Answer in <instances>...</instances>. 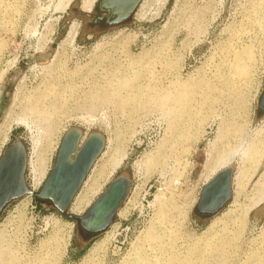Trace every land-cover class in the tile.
Listing matches in <instances>:
<instances>
[{
    "label": "rangeland",
    "instance_id": "1",
    "mask_svg": "<svg viewBox=\"0 0 264 264\" xmlns=\"http://www.w3.org/2000/svg\"><path fill=\"white\" fill-rule=\"evenodd\" d=\"M99 1L0 0V160L22 141L44 184L68 130L99 133L81 215L121 175L128 196L97 235L11 202L0 264H264V0H143L111 28ZM231 155V200L199 215L207 166Z\"/></svg>",
    "mask_w": 264,
    "mask_h": 264
},
{
    "label": "water",
    "instance_id": "2",
    "mask_svg": "<svg viewBox=\"0 0 264 264\" xmlns=\"http://www.w3.org/2000/svg\"><path fill=\"white\" fill-rule=\"evenodd\" d=\"M141 1L100 0L99 16L94 23H103L108 28L123 25L133 16ZM259 110L264 112V93ZM83 135L84 132L78 128L67 131L54 166L35 197L49 203L67 219L77 221L86 234L97 235L113 222L128 196L131 182L126 175L117 177L82 216L70 215V205L106 145L105 137L99 133H91L85 141L82 140ZM27 166L28 153L22 141H16L4 151L0 160V215L11 202L31 194L26 183ZM233 174L234 168L228 167L204 186L196 206L199 215L212 217L231 200Z\"/></svg>",
    "mask_w": 264,
    "mask_h": 264
},
{
    "label": "bare ground",
    "instance_id": "3",
    "mask_svg": "<svg viewBox=\"0 0 264 264\" xmlns=\"http://www.w3.org/2000/svg\"><path fill=\"white\" fill-rule=\"evenodd\" d=\"M141 3H142V5H141ZM141 3H140V5H141V7L143 6V4L145 3V1L143 2V0L141 1ZM139 5V6H140ZM91 8L89 7V10H90ZM246 68H245V65H241V76H244V75H246L247 74V72H246V70H245ZM123 87V82H119V84H118V88H122ZM178 99L179 100H184L185 101V99L183 98V96H182V94H179L178 95ZM7 131L5 130V131H2L1 132V134H0V138L3 140V141H5L6 139H7V137H8V135H7V133H6ZM67 133V132H66ZM84 137H83V141H85V139L88 137V136H85V135H83ZM62 141V140H61ZM59 147H60V145H59ZM58 150H59V148H58ZM104 151V150H103ZM102 154V156L105 154V153H101ZM231 161H232V155L231 156H227V157H225V158H219V159H217V157H216V159L211 163V164H209L208 166H207V168H206V170H205V178H206V184H205V186L208 184V183H210L211 181H212V179L217 175V174H219L220 172H222V171H224L225 169H227L228 167H233V164L231 163ZM207 164V163H206ZM216 165V166H215ZM28 167H29V163H28ZM205 168V167H204ZM224 169V170H223ZM93 172V171H92ZM204 174V173H203ZM33 175H34V177H33V181H34V187L35 188H38L40 185H42V182H43V179H44V177H39L40 176V174L38 173V171L35 169V168H33ZM204 176V175H203ZM41 178H43V179H41ZM235 179V172H234V174H233V180ZM205 182V181H204ZM87 183V181H85V183H84V187H85V184ZM204 184V183H203ZM232 186H233V184H232ZM83 187V188H84ZM82 191H83V189L80 191V193L79 194H77L76 195V197L74 198V202L71 204V207H70V215H74V216H77V217H80V216H82L81 215V213L83 212V210H84V208L81 206V201H83L84 200V196H82L83 194H82ZM30 195V194H29ZM201 195V194H200ZM81 196H82V198H81ZM24 207H26L25 205H24ZM21 211V210H20ZM19 211V212H20ZM56 224L58 225V222H56ZM54 241V239L52 240V242ZM47 243L49 244V241H45V242H43L42 243V247H43V245H47Z\"/></svg>",
    "mask_w": 264,
    "mask_h": 264
},
{
    "label": "built area",
    "instance_id": "4",
    "mask_svg": "<svg viewBox=\"0 0 264 264\" xmlns=\"http://www.w3.org/2000/svg\"><path fill=\"white\" fill-rule=\"evenodd\" d=\"M27 169L29 170V168H27ZM51 170H52V168H51ZM51 170H50V172H51ZM44 182H45V180H44ZM26 183H27V180H26ZM27 186H28V189L31 191V194L29 196H26V199L27 198H32L42 187V185H40L38 188L34 187L33 175L31 177V182L29 184H27Z\"/></svg>",
    "mask_w": 264,
    "mask_h": 264
}]
</instances>
